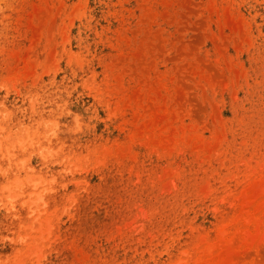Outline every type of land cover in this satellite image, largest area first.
Listing matches in <instances>:
<instances>
[{"label":"rangeland","instance_id":"374dc122","mask_svg":"<svg viewBox=\"0 0 264 264\" xmlns=\"http://www.w3.org/2000/svg\"><path fill=\"white\" fill-rule=\"evenodd\" d=\"M263 200L264 0H0V264H264Z\"/></svg>","mask_w":264,"mask_h":264},{"label":"bare ground","instance_id":"6f19581e","mask_svg":"<svg viewBox=\"0 0 264 264\" xmlns=\"http://www.w3.org/2000/svg\"><path fill=\"white\" fill-rule=\"evenodd\" d=\"M176 140H177V147L178 148H182V147H186V143L183 141L184 140V137L182 138V137H180V138H176ZM197 140V139H196ZM196 140H194L192 143H194ZM193 145V144H192ZM196 147H201L200 145H196ZM181 149H179L178 150V153L180 154L181 152ZM178 154V155H179ZM191 154H193V155H198V154H202V151H200V148L198 149V150H195V151H191ZM259 170H261V167L260 166H256L255 168H254V171H259ZM263 207H264V200H263Z\"/></svg>","mask_w":264,"mask_h":264}]
</instances>
